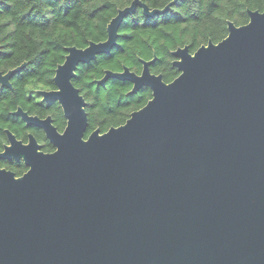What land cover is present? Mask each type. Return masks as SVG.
Instances as JSON below:
<instances>
[{"label": "water", "instance_id": "obj_1", "mask_svg": "<svg viewBox=\"0 0 264 264\" xmlns=\"http://www.w3.org/2000/svg\"><path fill=\"white\" fill-rule=\"evenodd\" d=\"M169 5L133 0L105 41L66 48L56 89L37 91L59 104L62 132L50 116L15 111L54 150L6 131L0 159L27 169L0 168V264H264V11L228 21L217 43L172 51L179 75L168 83L150 71L155 57L141 60L140 73L105 71L97 84L128 81L130 94L147 88L151 98L123 124L85 137L77 66L111 50L135 7L152 16ZM24 65L0 72V86Z\"/></svg>", "mask_w": 264, "mask_h": 264}, {"label": "trees", "instance_id": "obj_2", "mask_svg": "<svg viewBox=\"0 0 264 264\" xmlns=\"http://www.w3.org/2000/svg\"><path fill=\"white\" fill-rule=\"evenodd\" d=\"M133 0H0V71L25 65L13 75L11 88L0 89V151L6 142L5 129L26 140L25 131L16 120L17 107L30 114L50 115L53 125L65 127L57 102L40 100L38 90L54 89L56 67L63 63L66 48H84L90 41L107 39V25ZM150 10L163 12L147 16L139 6L121 21L114 46L107 54L77 66L73 84L86 101L87 137L123 124L130 113L143 107L151 91L140 89L130 94L132 85L109 77L97 84L105 71L121 72L123 67L140 73L141 60L149 61L153 74H161L168 83L179 75L172 64V51L187 45L191 53L209 41L217 43L228 34L227 22L246 24L248 10L264 11V0H140ZM44 152L53 146L31 129ZM4 164V163H3ZM0 162V165H3ZM8 165V164H5ZM26 167L15 163L20 176Z\"/></svg>", "mask_w": 264, "mask_h": 264}, {"label": "flooded vegetation", "instance_id": "obj_3", "mask_svg": "<svg viewBox=\"0 0 264 264\" xmlns=\"http://www.w3.org/2000/svg\"><path fill=\"white\" fill-rule=\"evenodd\" d=\"M0 72H2V73H5V72H3V71H0ZM12 78H13V76L11 77V79H10V83H11V80H12ZM12 86V85H11ZM2 88H11V87H1L0 86V89H2ZM54 89H56V86H55V88ZM54 89H49V90H54ZM46 90V89H45ZM49 90H46V91H49ZM39 94V93H38ZM39 96H40V100L41 101H44V102H53L52 100H43L42 99V96L39 94ZM53 103H55V102H53ZM18 108H21V107H17V109ZM22 109V108H21ZM61 109V108H60ZM23 110V109H22ZM23 111H25V110H23ZM25 112H27L29 115H35V114H30L28 111H25ZM61 113H62V111H61ZM15 116H16V120H17V122H19V127H20V129H22V130H24L25 131V134H26V140H23V139H21V138H18L16 135H15V133H13L11 130H9V129H5V134H6V142H5V144L3 145V148H2V150L0 151V152H2L3 150H4V146L5 145H7V144H9V141H8V136H7V132L6 131H9V132H11L18 140H20V141H22L23 143H27L28 142V140H29V135L30 134H32V135H34V137L36 138V136H35V134L33 133V132H31V129H36V130H38V132H39V134L40 135H43V132H41V130L40 129H38L37 127H28V126H26L21 120H20V118L15 114ZM35 116H38V115H35ZM47 116H50V115H47ZM46 116V117H47ZM62 116H63V114H62ZM39 117V116H38ZM46 117H39V118H41V119H44V118H46ZM51 117V116H50ZM64 117V116H63ZM51 119H52V117H51ZM65 119V118H64ZM65 123H66V120H65ZM52 124H53V119H52ZM66 125V124H65ZM57 129V128H56ZM64 129V128H63ZM59 131V130H58ZM63 130H61V131H59V132H62ZM44 136V135H43ZM45 137V136H44ZM36 140H37V138H36ZM38 141V140H37ZM48 141V140H47ZM39 143V142H38ZM40 144V143H39ZM41 145V144H40ZM54 150V149H53ZM0 162H2V164L3 165H0V168H5V169H7V170H10V171H12V172H14L15 173V161L14 160H8V159H0ZM5 164H8V165H5ZM17 164V163H16ZM24 166V165H23ZM27 169V168H26ZM26 171V170H25ZM24 171V172H25ZM23 172V173H24ZM22 173V174H23ZM15 175H16V173H15ZM16 176H18V175H16Z\"/></svg>", "mask_w": 264, "mask_h": 264}]
</instances>
